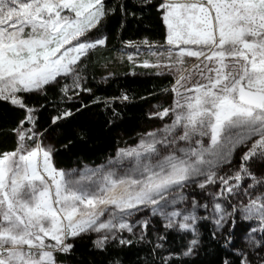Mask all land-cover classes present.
<instances>
[{"label": "snow or ice", "instance_id": "6c2138e0", "mask_svg": "<svg viewBox=\"0 0 264 264\" xmlns=\"http://www.w3.org/2000/svg\"><path fill=\"white\" fill-rule=\"evenodd\" d=\"M153 14L158 39L123 38ZM114 64L169 79L161 126L59 167L97 115L119 127ZM0 108V264H71L85 239L100 264H264V0H0Z\"/></svg>", "mask_w": 264, "mask_h": 264}, {"label": "trees", "instance_id": "16d2710c", "mask_svg": "<svg viewBox=\"0 0 264 264\" xmlns=\"http://www.w3.org/2000/svg\"><path fill=\"white\" fill-rule=\"evenodd\" d=\"M160 26L153 15L146 16L145 19H131L123 33L124 39L139 40L144 35H153L159 38ZM112 44L119 47V40L113 34ZM115 53H113L114 55ZM103 63V58L100 56L94 57ZM112 71L116 73V77L108 85H105V91L102 93L105 96H115L121 91H127L133 99L120 105L122 118L119 122V127L111 131L107 126L100 127L103 117L97 115V124L88 125L93 128L91 138L87 144L77 143V147L71 152H61L57 156L59 167L65 169L83 168L85 165L97 167L104 164L109 156H113L118 143L123 146V141L133 144L137 140V135L142 132L149 131L152 121L147 120V112L149 109L164 101L160 93L162 87H167L169 79L164 77H155L146 74L148 70L136 69L138 75L130 74L131 68L129 65L114 64ZM99 79V75H97ZM156 93V95H152ZM145 97V99H141ZM99 113V110H96ZM14 118V114L6 108H0V122H9ZM11 148V140L0 137V149ZM103 257H94L91 254V244L88 239L77 241L76 252L73 254L71 264H100Z\"/></svg>", "mask_w": 264, "mask_h": 264}, {"label": "rangeland", "instance_id": "374dc122", "mask_svg": "<svg viewBox=\"0 0 264 264\" xmlns=\"http://www.w3.org/2000/svg\"><path fill=\"white\" fill-rule=\"evenodd\" d=\"M161 126V123H160V121H152V125H151V127L149 128L150 130L152 129V128H155V127H160ZM149 130V131H150ZM107 162V161H106ZM105 162V163H106ZM104 163V164H105ZM88 167H90V168H95V167H91V166H88ZM79 169H83V168H79Z\"/></svg>", "mask_w": 264, "mask_h": 264}]
</instances>
